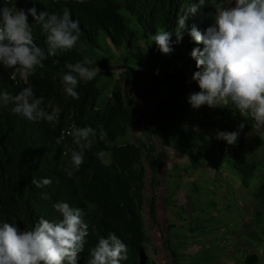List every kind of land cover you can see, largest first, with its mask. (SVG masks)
<instances>
[{
	"label": "trees",
	"instance_id": "obj_1",
	"mask_svg": "<svg viewBox=\"0 0 264 264\" xmlns=\"http://www.w3.org/2000/svg\"><path fill=\"white\" fill-rule=\"evenodd\" d=\"M190 4L196 5L197 11L188 24H194L203 33L212 24L215 13L208 0L203 5L199 0H0V7H35L38 12H62L67 8L81 29L77 45L45 60L44 67L38 68L34 76L21 78L18 73L13 74V69L0 66V91L15 95L31 86L37 96L44 98L46 110L57 117L54 122H29L13 114L12 105L0 106V224L8 222L24 230L40 218L58 220L53 204L67 202L84 210V220L89 225L88 244L78 254L77 264H86L89 248L109 233H115L128 247V259L121 264H152L145 255L141 211L146 203L148 217L154 223L153 192L165 153L154 147L150 135H157L166 146L170 141L167 134L174 132L189 144L195 142L197 155L205 162L237 178L239 188L252 200L250 223L257 230L251 231V239L264 246V160L246 158L238 143L227 145L216 139L217 131L240 123L225 121L227 109L217 107L211 112L213 121L208 132L183 125L195 122L191 114L204 115L203 109H193L183 98V93L188 96L200 91L186 72L192 76L198 70L190 53L203 45L196 44L187 34L181 43L175 44L173 35V51L165 55L151 39L161 30L174 33L177 17ZM28 23L32 24L35 42L44 47L45 34L40 26L30 15ZM85 57L93 61L89 67H98L100 71L91 81L79 83V99L75 100L62 92L60 74L66 71V63ZM115 68L122 69L125 79L143 96L147 92L158 95L159 88L165 90L164 102L156 103L151 111L168 122L166 127L149 130L137 143L130 140L129 128L140 125L148 110L138 109L128 94L119 89L114 79ZM233 115L236 116L235 111ZM173 123L176 128L169 127ZM84 126H102L108 134L107 141L92 137L83 164L69 177L66 169L70 167L71 151L76 148L69 132ZM251 126L249 119L244 128L252 134L254 145L260 146L263 142ZM146 170L150 172L147 184ZM44 178L51 179V185L37 188L31 182ZM89 205L95 207L89 210ZM170 254L172 264H184L177 248L171 247ZM257 260L251 252L240 263L256 264Z\"/></svg>",
	"mask_w": 264,
	"mask_h": 264
},
{
	"label": "clouds",
	"instance_id": "obj_2",
	"mask_svg": "<svg viewBox=\"0 0 264 264\" xmlns=\"http://www.w3.org/2000/svg\"><path fill=\"white\" fill-rule=\"evenodd\" d=\"M83 2V0H81ZM203 5L205 0H199ZM215 9L213 24L202 33L188 21L197 7L190 4L176 20L174 33L161 30L151 39L162 54L173 51L171 37L175 44L181 43L187 34L196 44L190 56L198 69L192 75L199 92L190 93L187 103L193 109L234 108L242 117H247L235 131H217L216 139L227 145H234L245 124L252 121L257 134L264 135V0H233L225 5L220 0H208ZM31 16L45 34V46H39L33 36ZM81 29L78 20H73L69 9L62 12H38L35 7L27 10L16 7H0V66L13 69L21 78L34 76L44 61L55 57L58 52L71 50L80 40ZM92 60L85 57L76 63H66V71L60 74L62 92L78 100L76 90L80 82L91 81L100 71L89 67ZM42 96H37L32 87H24L13 95L0 91V106L12 105L11 111L29 122H54L55 113L44 107ZM69 135L76 146L71 151L70 167L66 169L71 177L84 162L85 151L90 148L92 137L107 141V132L101 126L73 128ZM61 141H56L59 144ZM37 188L51 185L49 178L33 179ZM43 198H47L43 194ZM89 210L95 205H89ZM59 214L58 220L40 218L30 229H19L16 224H0V264H77L78 254L84 252L89 225L84 220L85 212L67 202L53 204ZM128 259L127 245L109 233L89 248L86 264H121Z\"/></svg>",
	"mask_w": 264,
	"mask_h": 264
},
{
	"label": "rangeland",
	"instance_id": "obj_3",
	"mask_svg": "<svg viewBox=\"0 0 264 264\" xmlns=\"http://www.w3.org/2000/svg\"><path fill=\"white\" fill-rule=\"evenodd\" d=\"M220 2L230 5L233 0ZM115 55H118L117 52ZM186 75L192 81L188 72ZM114 76L119 89L128 94L134 105L138 109L148 110L140 125L130 126V140L137 143V139H144L149 130L160 131L165 128L168 122L151 111L156 103L164 102L165 90L159 88L158 95L147 92L143 96L130 80L125 79L122 69L115 68ZM192 83L197 86L196 82ZM187 97L183 93V98ZM225 108V121L244 122L234 108ZM200 109L204 111L203 116L191 114L195 122L183 125L206 133L212 126L213 108L205 105ZM234 111L236 116L233 115ZM237 126L228 124L227 129L222 131H235ZM169 127L176 128L177 124L173 123ZM245 129L237 141L242 146V155L263 161L264 135L256 133L263 143L255 146L252 134ZM167 135L170 141L166 146L157 135H150L151 143L157 150L164 151L165 158L157 170L153 192L154 223L148 217L146 203L141 211L146 235L145 255L149 261L152 264H172L170 248L174 247L181 254L184 264H241L243 257L251 252L257 255L256 264H264V246L251 239V231L257 230L250 223L252 200L246 191L239 188L237 178L205 162L197 155L195 142L189 144L186 139H179L174 132ZM186 146L190 148L186 149ZM149 178L150 172L146 170V184ZM251 186H254L253 183ZM148 194L149 189L146 190Z\"/></svg>",
	"mask_w": 264,
	"mask_h": 264
}]
</instances>
